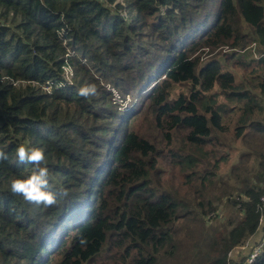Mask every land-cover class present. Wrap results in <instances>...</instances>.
Instances as JSON below:
<instances>
[{"label":"trees","instance_id":"16d2710c","mask_svg":"<svg viewBox=\"0 0 264 264\" xmlns=\"http://www.w3.org/2000/svg\"><path fill=\"white\" fill-rule=\"evenodd\" d=\"M123 1L0 0V264H234L264 234V0ZM20 143L57 205L11 193Z\"/></svg>","mask_w":264,"mask_h":264},{"label":"clouds","instance_id":"9594fccd","mask_svg":"<svg viewBox=\"0 0 264 264\" xmlns=\"http://www.w3.org/2000/svg\"><path fill=\"white\" fill-rule=\"evenodd\" d=\"M96 86L84 85L78 89V95L88 98L95 95ZM17 162L32 165L30 174L24 177H15L10 181V191L13 195L21 196L29 204L43 207H53L66 198L67 189L61 188L58 192L50 190V169L47 166L45 151L41 147L20 143L15 150ZM8 159V154L0 150V163ZM86 239H81L85 244Z\"/></svg>","mask_w":264,"mask_h":264},{"label":"built area","instance_id":"2783aa9c","mask_svg":"<svg viewBox=\"0 0 264 264\" xmlns=\"http://www.w3.org/2000/svg\"><path fill=\"white\" fill-rule=\"evenodd\" d=\"M69 70V72L71 71V68L69 66L64 67V74H65V79L67 81H69L72 77L69 75H66V70ZM261 203L263 204L264 207V195L261 197ZM264 246V234L263 236L260 238V240H258V242L253 243L252 246L250 247L249 252L246 254V256L243 258L241 263H236V264H254V262L256 261L257 257L260 255L261 253V249Z\"/></svg>","mask_w":264,"mask_h":264},{"label":"rangeland","instance_id":"374dc122","mask_svg":"<svg viewBox=\"0 0 264 264\" xmlns=\"http://www.w3.org/2000/svg\"><path fill=\"white\" fill-rule=\"evenodd\" d=\"M118 2L119 3H123V6H125L126 5V3L123 1V0H118ZM121 3V4H122ZM125 16V15H124ZM71 74H73V72H72V70L69 72V70L67 69L66 70V75H69V76H71ZM64 76H65V74H64ZM249 166V168H252V165L251 164H249L248 165ZM253 168H254V165H253ZM213 206L216 208V209H218V214H219V221L220 222H223L224 220H225V214H226V212H227V210H228V208H226L225 206H224V203H217V202H213ZM226 208V209H225ZM203 220H207V218H205V219H203ZM210 222V221H209ZM263 223V222H262ZM261 223V224H262ZM260 232H261V229H260ZM252 246V244L250 245V247ZM250 247L248 248V251H247V253L249 252V250H250ZM235 250V249H234ZM233 251V250H232ZM231 251V252H232ZM230 252V253H231ZM246 253V254H247ZM246 254L245 255H243V256H241L240 258H236V259H234V260H231L230 258V260L231 261H233L234 262V264H236V263H241L242 262V260H243V258L246 256ZM42 255L44 256L45 255V253L44 252H42ZM230 255V254H229Z\"/></svg>","mask_w":264,"mask_h":264},{"label":"crops","instance_id":"0c3cea01","mask_svg":"<svg viewBox=\"0 0 264 264\" xmlns=\"http://www.w3.org/2000/svg\"><path fill=\"white\" fill-rule=\"evenodd\" d=\"M264 222V220L262 221ZM260 230V228H259ZM259 230L255 233V235L249 240V242L247 243V245L245 247H241V248H236L235 250H233L230 255L229 258L231 260H234L236 258H240L241 256L245 255L248 251V248L250 247L251 244L256 243L257 239L259 237Z\"/></svg>","mask_w":264,"mask_h":264}]
</instances>
